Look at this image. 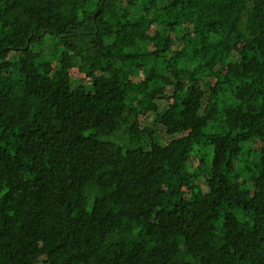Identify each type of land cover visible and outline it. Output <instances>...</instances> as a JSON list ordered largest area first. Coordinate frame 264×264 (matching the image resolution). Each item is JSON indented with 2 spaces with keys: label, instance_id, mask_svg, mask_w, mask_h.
<instances>
[{
  "label": "trees",
  "instance_id": "obj_1",
  "mask_svg": "<svg viewBox=\"0 0 264 264\" xmlns=\"http://www.w3.org/2000/svg\"><path fill=\"white\" fill-rule=\"evenodd\" d=\"M0 264H264V0H0Z\"/></svg>",
  "mask_w": 264,
  "mask_h": 264
},
{
  "label": "rangeland",
  "instance_id": "obj_2",
  "mask_svg": "<svg viewBox=\"0 0 264 264\" xmlns=\"http://www.w3.org/2000/svg\"><path fill=\"white\" fill-rule=\"evenodd\" d=\"M10 58H11V59H13V58H14V56H13V55H11V56H10Z\"/></svg>",
  "mask_w": 264,
  "mask_h": 264
}]
</instances>
